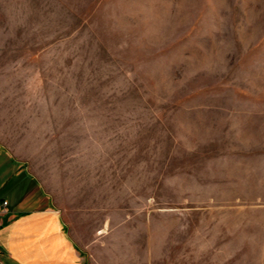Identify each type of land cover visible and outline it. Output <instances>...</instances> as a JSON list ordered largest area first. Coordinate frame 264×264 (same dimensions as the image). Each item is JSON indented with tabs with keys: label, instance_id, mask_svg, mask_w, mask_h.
<instances>
[{
	"label": "rangeland",
	"instance_id": "obj_1",
	"mask_svg": "<svg viewBox=\"0 0 264 264\" xmlns=\"http://www.w3.org/2000/svg\"><path fill=\"white\" fill-rule=\"evenodd\" d=\"M4 92L87 264H264V0H0Z\"/></svg>",
	"mask_w": 264,
	"mask_h": 264
},
{
	"label": "crops",
	"instance_id": "obj_2",
	"mask_svg": "<svg viewBox=\"0 0 264 264\" xmlns=\"http://www.w3.org/2000/svg\"><path fill=\"white\" fill-rule=\"evenodd\" d=\"M8 102L17 98L0 94ZM8 111L0 105V264H87L75 222L31 165L45 162L39 146L25 143L22 119Z\"/></svg>",
	"mask_w": 264,
	"mask_h": 264
},
{
	"label": "built area",
	"instance_id": "obj_3",
	"mask_svg": "<svg viewBox=\"0 0 264 264\" xmlns=\"http://www.w3.org/2000/svg\"><path fill=\"white\" fill-rule=\"evenodd\" d=\"M7 204H8V202H7V201H5V202H4V205H7ZM0 245H1V240H0Z\"/></svg>",
	"mask_w": 264,
	"mask_h": 264
}]
</instances>
